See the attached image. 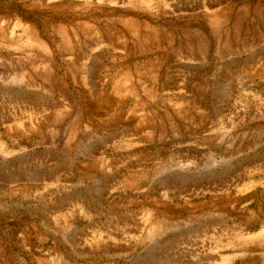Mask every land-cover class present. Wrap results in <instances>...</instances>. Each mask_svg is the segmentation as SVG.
I'll use <instances>...</instances> for the list:
<instances>
[{"label":"rangeland","instance_id":"rangeland-1","mask_svg":"<svg viewBox=\"0 0 264 264\" xmlns=\"http://www.w3.org/2000/svg\"><path fill=\"white\" fill-rule=\"evenodd\" d=\"M0 264H264V0H0Z\"/></svg>","mask_w":264,"mask_h":264}]
</instances>
